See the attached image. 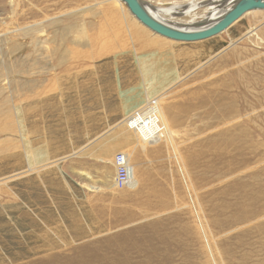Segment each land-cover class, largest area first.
<instances>
[{
    "label": "rangeland",
    "instance_id": "1",
    "mask_svg": "<svg viewBox=\"0 0 264 264\" xmlns=\"http://www.w3.org/2000/svg\"><path fill=\"white\" fill-rule=\"evenodd\" d=\"M193 1L199 14L204 9L199 6L212 0L182 4ZM108 2L0 0V191L7 200L0 205V220L11 223L15 236L32 237V257L19 264L121 263L124 255L112 251L115 241L126 246L128 264H264L263 217L261 234L247 229L242 245L235 235H223L230 228L225 218L235 213L239 201L237 194H225L230 191L224 161L230 160L232 180L248 194L247 204L254 186L264 208V11L247 13L225 33L190 44L161 42L126 19L129 27H115V47L100 18ZM171 4L160 2L164 7ZM219 10L222 5L197 21ZM181 15L178 11L173 17ZM125 17L131 20L127 13ZM80 83L89 86L77 90ZM224 84H230L228 90ZM80 92L82 98L90 93L89 100L100 97L105 105L98 98L76 104ZM242 93L247 105L255 107L258 121L236 118L233 107ZM156 98L165 100L162 106L176 130L172 148L155 116L123 127L131 114ZM224 104L231 108L218 127L227 128L229 159H219L220 149L207 140ZM90 107L96 109L91 110V133L82 119L83 109ZM95 138L100 163L91 158ZM79 145L85 148L77 153ZM117 153L127 161L123 185L114 179ZM91 159L99 173H94ZM61 163L64 179L50 169H59ZM38 172L40 176L34 174ZM31 178L34 189L45 184L58 187L59 193L63 187L70 189L78 201L88 194L94 197L85 196L89 208L81 205V216L58 209L64 217L49 214L44 216L47 222L37 212L44 211L32 208L15 189ZM85 224H92L86 230L94 235L83 234L70 244L74 228ZM149 246L153 250L148 251ZM1 253L0 264H17Z\"/></svg>",
    "mask_w": 264,
    "mask_h": 264
},
{
    "label": "bare ground",
    "instance_id": "2",
    "mask_svg": "<svg viewBox=\"0 0 264 264\" xmlns=\"http://www.w3.org/2000/svg\"><path fill=\"white\" fill-rule=\"evenodd\" d=\"M108 1V0H107ZM141 5L144 7V9L154 18L156 19L157 21L161 22L162 24L168 26V27H171L173 29H177V30H180V31H193V30H198V29H202L204 28L205 26H208L212 23H214V21H216L220 15H222L223 13H225L228 9H230L235 3L237 0H212L210 1L209 3L207 4H201L199 6V8H204L199 14H196L194 13V10H196L195 8H197L198 5H196L197 3L195 1L194 4H182V2H184L185 0H154V3L151 1V3L153 4L152 6L150 5H147L145 3L144 0H139ZM162 1H165V2H169V1H173V4L167 6V7H164V5H160V2ZM175 1V2H174ZM189 1V0H187ZM207 1V0H206ZM111 2V5H108V10L107 12H104V13H101L100 14V18L102 20V23H103V26L104 28L109 32V35L110 37L112 38V43L113 45L115 46V44L118 43L119 41V37L118 35L116 34V32L114 30H116L115 27H118V26H125V27H129L127 22H126V19L127 21L130 23V24H133L135 23V25L137 26H141V27H144L145 29H147L148 31H151L149 30L148 28H146L145 26H143L133 15L129 14L130 12L128 11L127 9V15L128 17L131 19V20H128V18H126V13L124 11H126V9L124 8V5L122 3V0H109L108 3ZM122 2V3H121ZM202 3V2H201ZM196 5V6H195ZM223 6V10H219L218 14L217 13H214L212 14L211 16H208L207 19H204L205 21H202L199 22L197 21L198 17H202L203 16V13L204 14H208L210 13V11L213 12V9L215 10H218L220 6ZM163 6V7H162ZM126 7V5H125ZM122 9L124 11H122ZM177 10V11H175ZM180 11L181 14H184V15H181L179 17H173L176 12ZM129 12V13H128ZM256 12H259V11H252L251 13H256ZM250 13V12H248ZM247 14V13H246ZM245 15V14H244ZM243 15V16H244ZM242 16V17H243ZM180 17H187L188 19H179ZM255 17V16H254ZM204 18V16H203ZM206 18V17H205ZM241 18V17H240ZM239 18V19H240ZM238 19V20H239ZM172 22L174 24H171L169 22ZM237 21V20H236ZM235 21V22H236ZM167 22V23H166ZM199 22V24H198ZM234 22V23H235ZM169 23V24H168ZM171 24V25H170ZM134 25V26H135ZM193 25V26H191ZM194 25H197L194 27ZM232 25V24H231ZM230 25V26H231ZM185 26V27H184ZM229 26V27H230ZM228 27V28H229ZM227 28V29H228ZM226 30L222 31L221 33L219 34H222V33H225ZM152 32V31H151ZM154 35H157L159 37H161L160 39L162 40L161 42H164L163 40L166 39L168 40L169 38H166L164 36H161L159 34H156L153 32ZM217 34V35H219ZM216 36V35H215ZM214 37V36H212ZM208 39H212L211 37L207 38V39H203V40H199V41H193V42H189L188 44L190 43H199V42H203V41H207ZM172 40L173 42H177V43H182L185 41H180V40H174V39H170ZM153 44V42H151ZM151 43H148V45H151ZM259 44H261V42H259ZM116 47V46H115ZM96 84V83H95ZM88 84H82L80 83V85L78 86L77 90L81 87L82 89V86H85V87H88L86 86ZM230 85V84H229ZM229 85L228 84H224L225 86V89L228 90L229 89ZM73 88V87H71ZM69 88V89H71ZM97 88V85H95L94 89ZM84 89V88H83ZM93 89V90H94ZM91 90V89H90ZM145 91V90H144ZM84 92V91H83ZM166 92V91H165ZM83 93L80 92L78 95H81L80 96V100H78L76 102V104H83V103H89L91 100H97V96H94L95 99H90V93H86L87 94V97L86 98H82ZM85 94V93H84ZM161 95V94H160ZM171 95V93H170ZM169 95V96H170ZM92 96V95H91ZM146 96V95H145ZM163 96V95H162ZM166 96V94H165ZM168 96V97H169ZM260 96L262 98H264V87L262 88L261 90V93H260ZM159 98V97H158ZM148 99V98H147ZM165 99V98H164ZM167 99V98H166ZM246 99H244L243 97V93L241 94V99L239 100V102L236 100V105L235 107H233V111L235 113V116L236 118H241L242 120L244 119L245 121H251V122H256L258 121L260 118H259V115L258 113L256 112V109L255 107L253 106H249L247 105ZM98 101L99 103H103V101L100 100V97L98 98ZM150 101V100H149ZM165 100L163 99H159L157 100V98L152 101L151 104H148L146 105V107L144 108H141L139 110H137L134 114H131L126 122L123 124V127H127V126H130L131 124H133L134 122L136 121H141V120H150L151 118H154L157 117V120L159 121V124H161V127L166 135V138L169 142V145L170 147L172 148V138H171V135H174L176 130L173 128V126L171 127V124H170V119L167 115V110L162 106L163 105V102ZM80 102V103H79ZM103 105H105V103H103ZM255 105L258 106L257 102H255ZM143 106V105H142ZM219 107V106H218ZM259 107V106H258ZM216 108V107H214ZM221 108L220 111L217 113V114H220L219 116V119L218 121L213 124V126H210L208 130H210V134L212 133L213 131V134L211 136H209L210 138L207 139L210 146L215 148L217 147L218 149H220V154L217 156L219 159L221 158V156H224L226 158L227 157V148H228V142H226V139L227 136H226V127L225 125H222V127H218V125L221 124V120L223 118H226L227 115H228V109H230L231 107L228 106L227 104H224V105H221ZM260 109V108H259ZM258 109V110H259ZM215 110V109H214ZM218 110V109H217ZM213 111V110H212ZM217 112V111H216ZM256 112L254 118H253V115L254 113ZM127 117V116H126ZM209 117V116H208ZM213 117V116H212ZM214 118V117H213ZM259 118V119H258ZM207 119V118H206ZM210 119V118H209ZM216 119V118H215ZM212 120V119H211ZM214 122V121H213ZM211 123V122H210ZM212 125V124H211ZM215 126V127H214ZM214 127V128H213ZM174 129V130H173ZM223 132H220V130H223ZM216 134V136L214 137V135ZM208 137V136H207ZM171 140V141H170ZM175 154V153H174ZM125 157V156H124ZM175 157L177 159V156L175 154ZM115 159V158H114ZM229 159V158H228ZM127 162V161H126ZM230 160L228 161H224L223 162V168L225 169L226 171V177H225V183L228 185V189H229V193L228 192H225V194L227 196H230L232 195L233 193H235V195L237 194L238 197H239V201L235 202L234 204V211L235 213L233 215H231L228 220L225 218V222L228 223V226L230 227L227 231V233L223 232V235H235L236 236V241H237V244L238 245H242V242H243V238L247 237L248 235L245 233L247 232V229H250L252 231L253 234H256V235H259L261 234V225L260 224V221H261V217H263L264 219V208H262V206L259 204V201L256 197V192H255V187L252 186L251 189H250V193H249V200H248V204H247V196L248 194H245V191H244V188L239 185V184H236L233 180H232V177L234 175L235 172H232V169L230 168ZM82 173V172H80ZM84 173V172H83ZM225 195V196H226ZM226 196V198H228ZM198 219H199V216H198ZM262 219V220H263ZM122 220V219H121ZM200 220V219H199ZM117 222V221H116ZM131 224V223H130ZM53 227V226H52ZM140 229V228H139ZM97 230H99L100 232L103 231L102 230V226L101 225H98L97 226ZM154 230V229H153ZM53 233V231H52ZM77 233V234H76ZM127 233V232H126ZM152 233V232H151ZM83 234L86 235V237H91L94 235V232L91 233L90 230H84L83 233H82V236H79V231H76L74 232V235L72 237H70V244H73V242L78 239L79 237H83ZM128 234V233H127ZM156 234V233H155ZM251 234H249L250 236ZM54 236V235H53ZM125 236V235H124ZM145 237V236H143ZM154 237V236H153ZM151 238V237H150ZM117 239V238H116ZM116 239L112 240L115 241ZM149 239V238H148ZM153 239V238H151ZM146 241V240H145ZM151 241V240H150ZM155 241V240H154ZM113 242L114 243V246L116 247L115 249H113L112 251L116 254H123L124 255V260L119 263V262H114L112 264H128L129 263V254L126 252H124L126 246H123V241L122 243H119V242ZM127 242V241H126ZM148 242V241H147ZM130 243V242H129ZM152 243V242H151ZM99 244V243H98ZM153 244V243H152ZM125 245V244H124ZM113 246V245H112ZM111 246V248H112ZM113 246V247H114ZM130 249H134V247H131ZM148 251H151L153 250V247L152 246H149L147 248ZM111 251V250H110ZM112 254V253H111ZM107 255V254H106ZM109 255V254H108ZM116 256V255H115ZM114 256V257H115ZM108 258V257H107ZM113 259V257H112ZM119 259V258H118ZM114 260V259H113ZM163 261V260H162ZM166 261V260H165ZM113 262V261H112ZM143 264H148V263H143Z\"/></svg>",
    "mask_w": 264,
    "mask_h": 264
},
{
    "label": "crops",
    "instance_id": "3",
    "mask_svg": "<svg viewBox=\"0 0 264 264\" xmlns=\"http://www.w3.org/2000/svg\"><path fill=\"white\" fill-rule=\"evenodd\" d=\"M93 109L96 110L95 108H91L90 107L89 109H87V110L83 109V111H82V113H83L82 119H83V124H84L83 127L85 128V125H86V122H87L88 126H89L88 127V132L89 133H91L90 131L93 128V127H91L92 122H90L92 120V118H91L92 111L91 110H93ZM78 118H81V117L78 116ZM95 119H96V116H95ZM95 119H94V122H95ZM93 125H95V124H93ZM78 126L80 128L81 125L78 124ZM47 133H45L46 136H48ZM35 134H36V132H33V135H35ZM84 134H83V136H84ZM79 140H80V137H78V141ZM94 142H96V138L92 142L93 150H92L91 158L93 160L96 159L100 163V160L97 158L101 154L100 147L99 146H95ZM35 144H34V146H35ZM113 144H109V146H111ZM81 148L84 149L85 146L81 147V145H79L77 153H79L81 151ZM32 154H34V153H32ZM113 154H114V152H113ZM44 157L48 158V156H46V155ZM49 157H50V155H49ZM60 157H57V158H60ZM101 157H106V156L105 155H101ZM46 158H44L45 161H48ZM92 159H91L92 162H89V163L91 164V166H94L93 167V169H95L94 173L95 172L99 173L100 172V168L97 165V163H95ZM63 163H61V166L58 167L59 169H57V168L55 169L54 167H51L50 169L54 170V172L56 174L59 173L60 176L64 179V177L62 175V169H63L62 165H63ZM34 174H37V176L41 175L40 172L34 173ZM92 176L94 177V175H92ZM41 180L43 181V176L41 177ZM54 184H55V182H54ZM68 184H69V182L64 180V185L68 186ZM63 188H64V190L62 192L60 191V193L58 192L59 191L58 187L52 186V185H48L47 186V185L44 184L42 188L38 189V187H37V188L34 189V188H32V178L29 179V180H23L22 182L17 183L15 185L16 191L19 193L20 196H22L24 199L28 200L27 203L32 204V208H34V209L38 208V209H41L42 211H44V212H41L40 210H37V212L40 214L41 218L43 220H45V221H47V219L44 216L48 217L49 214H51V215L55 214L60 219L63 216V215L61 216L59 214V210L60 209H64L65 212H63V213L64 214L67 213V215H69V216H72V215H75V214L77 215V217L81 216L80 215V213H81V205H82V209H83V206H85V204L83 203L85 196L88 198V200L90 199V197L91 198L94 197V195L88 194V195L83 196V198L81 197V200L78 201L76 199V197H75V194H69L68 191H71L70 189H68L66 187H63ZM77 192H79V189H78ZM84 192H85V190H84ZM46 196H48V198ZM42 200H44L47 203H44V201H42ZM5 201H7L6 197L4 196L3 192L0 191V205L3 202H5ZM58 202H61L60 205L58 204ZM59 206L61 208H57ZM47 207H48V209H47ZM85 207H87V206H85ZM87 208H89V207H87ZM49 209H51V210H49ZM68 210L69 211L71 210V211L67 212ZM72 212H74L75 214H71ZM57 216H54V218L58 219ZM35 222L37 223V225L39 227H42V224H41L40 221H38L36 219ZM94 223L95 222H93V225L92 224L89 225V226L92 225V229H93ZM80 224H83V223H80ZM84 226H86V228H83V229L80 228L78 230L73 227L74 228V232L83 231V230L86 231L87 227H89V226L86 225V224ZM11 228H12L11 223H6L5 221L0 220V251L2 252V253L1 252L0 253L2 254V256L4 255L3 256L4 259L9 258V260H7L8 262L17 263V264L24 263V262L27 263L30 260L29 257H32V255H31L32 251H31V245H30V244H32V237L31 238H26V239L23 238L24 235L22 237H17V236H15L16 232L11 231ZM91 233H93V231H91ZM14 237H15V239H14ZM67 237L69 239V236H67ZM48 238H49V240L51 239L50 237H48ZM4 248H6V249H4Z\"/></svg>",
    "mask_w": 264,
    "mask_h": 264
},
{
    "label": "water",
    "instance_id": "4",
    "mask_svg": "<svg viewBox=\"0 0 264 264\" xmlns=\"http://www.w3.org/2000/svg\"><path fill=\"white\" fill-rule=\"evenodd\" d=\"M126 8L143 26L152 32L169 39L185 42L199 41L215 36L226 30L231 24L252 11H264V0H237L225 13L219 16L214 23L202 29L193 31H180L168 27L154 19L141 5L139 0H122Z\"/></svg>",
    "mask_w": 264,
    "mask_h": 264
},
{
    "label": "built area",
    "instance_id": "5",
    "mask_svg": "<svg viewBox=\"0 0 264 264\" xmlns=\"http://www.w3.org/2000/svg\"><path fill=\"white\" fill-rule=\"evenodd\" d=\"M114 158L115 183L117 185H123L128 178L126 158L122 153L115 154Z\"/></svg>",
    "mask_w": 264,
    "mask_h": 264
}]
</instances>
